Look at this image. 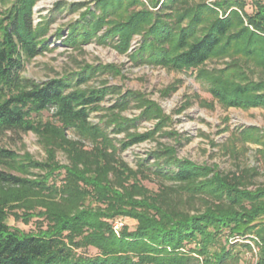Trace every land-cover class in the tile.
Returning a JSON list of instances; mask_svg holds the SVG:
<instances>
[{"label":"trees","instance_id":"16d2710c","mask_svg":"<svg viewBox=\"0 0 264 264\" xmlns=\"http://www.w3.org/2000/svg\"><path fill=\"white\" fill-rule=\"evenodd\" d=\"M38 1L0 0V135L31 132L45 154L35 160L0 147V264H264V185L255 184L257 168L222 173L158 143L134 169L121 157L129 148L158 136L181 143L164 130L171 117L142 92L87 86L113 66L85 65L45 82L22 75L26 63L50 51L53 19L33 24ZM90 1L92 7L56 4L70 14L81 11L66 25L65 46L81 51L94 41L134 66L192 71L223 108L264 109V0ZM213 60L223 68L207 69ZM175 90L170 85L160 94ZM108 95L117 98L101 107ZM131 108L138 114L122 115ZM97 112L104 114L93 123ZM151 121L152 129L137 130ZM235 140L258 146L264 174V129H241ZM11 219L33 229L12 226Z\"/></svg>","mask_w":264,"mask_h":264},{"label":"rangeland","instance_id":"374dc122","mask_svg":"<svg viewBox=\"0 0 264 264\" xmlns=\"http://www.w3.org/2000/svg\"><path fill=\"white\" fill-rule=\"evenodd\" d=\"M59 2L88 3L90 0H39L33 7V24L40 21V17L52 18L50 30L46 35L48 48L41 55L24 65L22 75L36 82H45L53 78H59L65 74L76 73L85 65H111L114 68L101 74L87 83L89 87H99L102 83L107 86L118 87L122 92L139 91L155 102L165 113L171 117V123L164 129L177 133L176 138L158 136L156 141H146L135 145L121 153L122 159L135 169L136 163L146 154L154 150L157 144L174 146L178 158L188 159L199 165L215 166L222 173L236 172L242 168H257L261 175L255 178L257 186L264 185V174L259 169L256 149L258 146L252 143L236 141L238 131L248 127L264 129V109L254 108L241 110L236 108H223L214 101L207 91L205 84L195 79L194 72H176L161 67L147 65L134 66L127 55L119 54L109 45H99L94 41L81 46V51L65 46L63 39L66 37V25L78 18L79 12L70 14L67 9L55 8ZM247 11L251 8L248 6ZM61 31V37H57ZM139 37H134L131 43L132 49L137 47ZM207 69L223 68L222 61H208ZM176 85V90L166 97L161 96L160 91ZM117 96L108 95L101 103V107H109ZM212 104L206 107L203 104ZM185 106V109L181 110ZM136 109H129L122 113L123 116L133 117L138 114ZM52 111L43 112L40 116L43 120L49 118ZM104 112L92 113L90 121L97 123ZM154 122H139L137 130L144 132L153 128ZM234 135V137H233ZM123 135H118L121 138ZM189 138L188 142L183 139ZM0 147L12 150L19 155L28 153L35 160L45 157L44 151L38 142V138L31 132L17 133L5 132L0 135ZM229 147L234 151L231 153ZM228 148V149H227ZM57 160L66 164L62 154H58ZM148 188H155L154 182L145 183ZM130 230L134 229V222L125 219ZM10 225L19 227L25 231L33 229L32 223L23 225L19 222L9 221ZM250 241H247V243ZM256 248V247H255ZM257 251V248H256ZM245 259L250 262V255Z\"/></svg>","mask_w":264,"mask_h":264},{"label":"built area","instance_id":"2783aa9c","mask_svg":"<svg viewBox=\"0 0 264 264\" xmlns=\"http://www.w3.org/2000/svg\"><path fill=\"white\" fill-rule=\"evenodd\" d=\"M121 226V223L120 222H117L115 225H114V229H115V231H117L118 230V228ZM256 240V239H255ZM237 241H240V239H238V238H235L232 242L234 243V242H237ZM247 242V241H246ZM251 246H252V248H253V253L254 254H256V248H255V246L253 245V243H251V242H248Z\"/></svg>","mask_w":264,"mask_h":264}]
</instances>
